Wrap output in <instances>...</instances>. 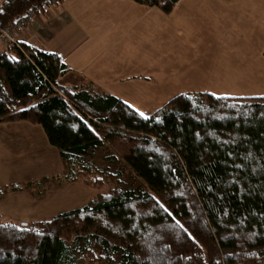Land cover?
Wrapping results in <instances>:
<instances>
[{"label":"trees","instance_id":"trees-1","mask_svg":"<svg viewBox=\"0 0 264 264\" xmlns=\"http://www.w3.org/2000/svg\"><path fill=\"white\" fill-rule=\"evenodd\" d=\"M62 0H0L1 28ZM171 11L178 0H132ZM65 64L20 42L0 50V122L41 126L80 207L46 219L0 221V264H264V96L175 94L147 116L93 84L62 85ZM104 143L147 186L86 161ZM22 189L0 186V196ZM118 259L115 260L114 256Z\"/></svg>","mask_w":264,"mask_h":264},{"label":"rangeland","instance_id":"rangeland-1","mask_svg":"<svg viewBox=\"0 0 264 264\" xmlns=\"http://www.w3.org/2000/svg\"><path fill=\"white\" fill-rule=\"evenodd\" d=\"M89 1H76V9L86 7ZM130 2L139 7L137 10L128 8L125 11L122 19L127 23L121 33H125L130 43L127 46L125 70L131 75H137L128 76L120 86L111 89L143 115L147 116L175 94L204 91L225 96H264V18L238 23V29L227 22L222 30V41L213 43L204 33L207 24L205 0H178L167 13L155 6ZM193 8L194 14H191ZM255 15L264 16L253 11ZM249 23L251 25L248 28H242ZM137 32L139 35L143 33L147 44L137 43ZM249 32L253 33L252 40L236 41L240 35L248 37ZM0 46L5 48L1 43ZM116 51L121 52L118 45ZM141 52L144 53V63L140 57ZM146 57H149L151 63L149 74H138L146 66ZM120 61L123 68V52ZM27 126L31 128L28 122L22 120L0 122V186L12 182L22 186L18 193L11 192L0 197V221L46 219L82 206L95 192L82 182L65 183L61 178L24 186L23 181L27 178L39 179L45 174L65 172L55 147L47 141L44 143L42 139H35L31 144L25 141ZM7 133L15 134L17 142L9 145L5 138ZM114 153V149L104 143L81 160L98 169L118 172L119 178L133 190L147 189L121 159H110L109 156ZM114 259H118L117 255ZM69 264L108 263H89L88 257L74 255Z\"/></svg>","mask_w":264,"mask_h":264},{"label":"crops","instance_id":"crops-1","mask_svg":"<svg viewBox=\"0 0 264 264\" xmlns=\"http://www.w3.org/2000/svg\"><path fill=\"white\" fill-rule=\"evenodd\" d=\"M76 1L82 0H62L46 7L42 13L34 12L28 18L27 26L18 30L17 37L26 44L54 52L60 57L65 64V69L56 79L59 84L70 86L93 84L99 89L113 93L112 87L120 86L128 76L137 75H131L125 70L127 46L130 43L125 33H121V29L127 23L122 19L125 11L128 8L137 10L139 6L130 2L132 0H90L86 7L77 10ZM205 2L207 24L204 27V33L207 34L205 37L213 43L222 41V30L227 22L238 29V23L264 18L259 15L253 16V11L264 15L262 0H205ZM194 9H191V14H194ZM88 12L91 14H87ZM168 23L171 25V21L168 20ZM251 23L242 28H248ZM152 32H150L151 36ZM252 34L249 32L248 37L240 35L236 41L252 40ZM135 37L139 44L148 42L147 38L143 39V33L139 35L137 32ZM116 45L123 52V68L120 61L121 52L116 51ZM140 55L143 62L144 53L141 52ZM145 65L138 74H149L151 68L149 57H146ZM117 96L123 98L120 95ZM29 124L31 128L26 127L28 131H25V141L31 144L35 139L37 141L42 139L46 143V136L41 126ZM7 134L5 138L9 145L17 142L15 134ZM47 147L51 149L50 146Z\"/></svg>","mask_w":264,"mask_h":264},{"label":"built area","instance_id":"built-area-1","mask_svg":"<svg viewBox=\"0 0 264 264\" xmlns=\"http://www.w3.org/2000/svg\"><path fill=\"white\" fill-rule=\"evenodd\" d=\"M34 12H32L30 15H28V18L33 15ZM28 18L22 19L17 18L14 23L9 24L1 28L0 33V43L5 47H12L14 45H18V43L23 42L21 39L17 37L18 30L21 28H25L27 26Z\"/></svg>","mask_w":264,"mask_h":264},{"label":"water","instance_id":"water-1","mask_svg":"<svg viewBox=\"0 0 264 264\" xmlns=\"http://www.w3.org/2000/svg\"><path fill=\"white\" fill-rule=\"evenodd\" d=\"M27 222H20V224H22V225H24V224H26Z\"/></svg>","mask_w":264,"mask_h":264},{"label":"snow or ice","instance_id":"snow-or-ice-1","mask_svg":"<svg viewBox=\"0 0 264 264\" xmlns=\"http://www.w3.org/2000/svg\"><path fill=\"white\" fill-rule=\"evenodd\" d=\"M141 115H143V113H141Z\"/></svg>","mask_w":264,"mask_h":264}]
</instances>
